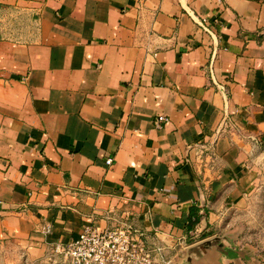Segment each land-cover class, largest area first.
<instances>
[{
  "label": "crops",
  "instance_id": "0c3cea01",
  "mask_svg": "<svg viewBox=\"0 0 264 264\" xmlns=\"http://www.w3.org/2000/svg\"><path fill=\"white\" fill-rule=\"evenodd\" d=\"M20 18L0 23V264L118 220L165 264L264 185V0H0Z\"/></svg>",
  "mask_w": 264,
  "mask_h": 264
},
{
  "label": "built area",
  "instance_id": "2783aa9c",
  "mask_svg": "<svg viewBox=\"0 0 264 264\" xmlns=\"http://www.w3.org/2000/svg\"><path fill=\"white\" fill-rule=\"evenodd\" d=\"M197 24L205 32L213 34L205 19H200ZM215 84L221 92L224 91L223 85ZM165 121L163 115H158L152 123L154 127L160 128ZM224 122L225 118L222 123ZM105 163L111 165L112 158H107ZM50 251L62 256L70 264H157L140 233L128 220H118L114 226L102 229L84 226L70 240L53 243Z\"/></svg>",
  "mask_w": 264,
  "mask_h": 264
},
{
  "label": "rangeland",
  "instance_id": "374dc122",
  "mask_svg": "<svg viewBox=\"0 0 264 264\" xmlns=\"http://www.w3.org/2000/svg\"><path fill=\"white\" fill-rule=\"evenodd\" d=\"M0 23L3 27L8 25L9 28L27 27L28 19H2ZM218 223L215 232L210 233L213 234L211 237H219L224 245L242 250L246 255H256L264 259V185L247 202L241 203L230 216L219 220ZM186 249L187 247L177 259L173 258L165 264H183ZM157 253L154 260L157 264H162ZM49 256L45 264H70L65 258L54 255L51 251Z\"/></svg>",
  "mask_w": 264,
  "mask_h": 264
},
{
  "label": "water",
  "instance_id": "95a60500",
  "mask_svg": "<svg viewBox=\"0 0 264 264\" xmlns=\"http://www.w3.org/2000/svg\"><path fill=\"white\" fill-rule=\"evenodd\" d=\"M218 251L222 256L230 259H236L239 255H245L242 250L233 249L224 245L219 237H210L195 245H191L186 249V256L182 259L183 264H199L201 259L210 250Z\"/></svg>",
  "mask_w": 264,
  "mask_h": 264
},
{
  "label": "trees",
  "instance_id": "16d2710c",
  "mask_svg": "<svg viewBox=\"0 0 264 264\" xmlns=\"http://www.w3.org/2000/svg\"><path fill=\"white\" fill-rule=\"evenodd\" d=\"M191 215L193 216V219L190 221L189 229H191L198 222L200 218V216L197 215V213L194 210H192Z\"/></svg>",
  "mask_w": 264,
  "mask_h": 264
}]
</instances>
